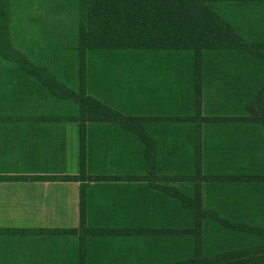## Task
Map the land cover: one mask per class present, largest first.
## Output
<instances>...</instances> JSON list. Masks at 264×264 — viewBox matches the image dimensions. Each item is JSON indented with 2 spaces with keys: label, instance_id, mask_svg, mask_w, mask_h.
I'll list each match as a JSON object with an SVG mask.
<instances>
[{
  "label": "rangeland",
  "instance_id": "1",
  "mask_svg": "<svg viewBox=\"0 0 264 264\" xmlns=\"http://www.w3.org/2000/svg\"><path fill=\"white\" fill-rule=\"evenodd\" d=\"M1 4L8 11L5 33L16 51L49 71L59 85L69 91L77 93L79 86L83 85L91 96L122 113L143 117L188 116L192 113L196 96L194 84H200L203 113L213 119L203 127L204 148L201 152L213 159L220 155L230 158L238 153L239 158L246 160L244 167L249 171L245 173H264V140L259 133L255 135L253 130L235 132V126L224 121L239 118L245 101H250L254 94L264 89V64L252 60L249 55L230 52L205 53L197 68L190 50L90 51L81 77L83 67L76 55L81 17L84 13L86 15L83 0H0ZM219 10L225 19L236 17L237 23L246 30L264 29V15L256 14L260 9L224 5ZM8 69V64L0 60V71L3 73ZM28 87L18 88L15 82L7 87L0 84V106L5 107L3 113L18 119L76 116L74 98L63 100L30 83ZM218 119L222 122L219 123ZM156 125H160L157 140L163 152L168 154L159 173L179 175L180 171H194L190 167L189 154L184 153L190 148L192 125ZM197 158L200 168L195 171H213L221 176L214 185L201 188L202 209L208 207L231 223L264 230V186L222 182V178L230 179L234 174L232 167L213 161V170L208 164L209 169H201L203 154ZM194 163L192 160V165ZM169 185L181 187L189 194L194 192L188 183ZM263 243L262 237L224 230L204 221L203 246L206 252L258 249Z\"/></svg>",
  "mask_w": 264,
  "mask_h": 264
},
{
  "label": "trees",
  "instance_id": "2",
  "mask_svg": "<svg viewBox=\"0 0 264 264\" xmlns=\"http://www.w3.org/2000/svg\"><path fill=\"white\" fill-rule=\"evenodd\" d=\"M86 15L81 17L78 52L76 59L83 67L80 76L83 77L86 66V55L90 51H185L190 50L198 68L205 53L230 52L241 56L249 55L252 60L264 64V29L250 31L237 23L236 17L225 19L220 7L230 5L235 8L259 10L264 15V0H83ZM7 8L0 5V60L7 63L10 69L0 71L2 87L35 86L49 92L52 96L63 100H73L76 104V116L66 120L79 125V226L76 229H5L1 235H74L79 241V264H85V241L88 236H171L172 253L169 261L162 264H264V243L258 249L244 251L230 250L222 253H209L203 246L204 221H210L217 227L232 232H242L252 236L262 237L264 230H258L242 223H231L218 217L210 208L201 207V188L214 185L221 176L213 171H195L200 168L199 155L203 158L201 169L212 170L213 161H221L225 167H232L233 175L222 182L231 184H250L264 186V173H245L246 160L235 153L230 158L220 155L213 159L201 152L204 148L202 137L204 125L213 121L205 116L202 109V86L194 84L196 96L193 100V110L188 116L164 115L158 117H143L122 113L110 106L104 105L91 96L81 85L77 93L59 85V81L42 66L28 61L16 51L5 33ZM254 62V61H253ZM2 64V63H1ZM12 67V68H11ZM260 79L259 77L256 78ZM83 84V82H82ZM30 86V85H29ZM29 88V87H28ZM11 119V118H9ZM225 123L233 124L235 132L253 130L264 140V89L254 94L250 101L246 100L242 115L237 119H225ZM221 123L222 120L218 119ZM88 123H117L123 130L137 136L143 144L145 171L136 176H95L96 181H135L144 182L151 189L161 192L170 199L168 214L173 218L171 227L161 229H117L89 228L86 225L85 199V126ZM153 126H147L152 125ZM169 124L179 126L189 124L191 127V144L189 151L190 167L194 171H180L178 174H160L159 170L164 158L168 157L157 140L159 126ZM158 128V129H157ZM161 132V131H160ZM264 144V142H263ZM204 156H206L204 158ZM192 160L195 162L192 165ZM206 160V161H205ZM204 161V163H203ZM251 163H253L251 161ZM206 166V167H205ZM189 168V166H188ZM236 171H240L237 172ZM253 171H258L253 168ZM181 174V175H180ZM40 180L73 181L76 177H40ZM188 183L193 187V193L182 191L181 187L169 184ZM164 184H168L167 186ZM205 212H203V211ZM203 212V213H202ZM181 216V221L179 220ZM181 239V240H179Z\"/></svg>",
  "mask_w": 264,
  "mask_h": 264
},
{
  "label": "crops",
  "instance_id": "3",
  "mask_svg": "<svg viewBox=\"0 0 264 264\" xmlns=\"http://www.w3.org/2000/svg\"><path fill=\"white\" fill-rule=\"evenodd\" d=\"M4 108L0 106V231L78 228V123L67 118H12ZM85 137L87 227H171L173 218L167 213L171 200L165 194L144 182L93 178L143 174L140 139L117 123H88ZM58 176L76 179H35ZM173 239L88 236L85 264H162L171 257ZM78 251L74 235L0 234V264H79Z\"/></svg>",
  "mask_w": 264,
  "mask_h": 264
}]
</instances>
